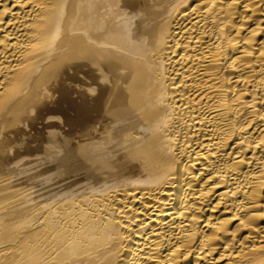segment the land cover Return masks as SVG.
Instances as JSON below:
<instances>
[{
  "label": "bare ground",
  "instance_id": "1",
  "mask_svg": "<svg viewBox=\"0 0 264 264\" xmlns=\"http://www.w3.org/2000/svg\"><path fill=\"white\" fill-rule=\"evenodd\" d=\"M0 264H264V0H0Z\"/></svg>",
  "mask_w": 264,
  "mask_h": 264
}]
</instances>
